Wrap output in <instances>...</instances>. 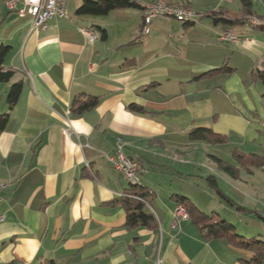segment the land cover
<instances>
[{"label":"crops","instance_id":"1","mask_svg":"<svg viewBox=\"0 0 264 264\" xmlns=\"http://www.w3.org/2000/svg\"><path fill=\"white\" fill-rule=\"evenodd\" d=\"M83 1L67 0L66 16L49 19L44 30L31 29L30 15L8 10L0 1V45L9 47L4 66L14 71L9 81L0 82V114L8 113L0 133V182L8 183L0 192V264H156L158 259L161 264H244L241 259L252 253L224 239L206 240L189 217L179 229L171 223L175 196L201 210L192 193H205L203 185L211 189L205 181L211 173L196 162L200 143L230 145L232 156L264 154V84L253 75L258 59L242 52H256L264 44V21H247L259 19L252 9L255 0L251 13L237 17L224 9L219 18L234 21H213L215 33H237L236 42L219 47L222 53L241 51L242 69L230 58L225 64L222 53L221 61L184 57L195 44L189 37L198 26L191 27L194 22H181L173 35L159 27L180 26L179 21L157 17L141 35L142 8L79 14ZM242 24L262 29V36ZM79 29L93 30L98 38L90 43ZM17 81L22 91L9 109L6 95ZM88 95L99 103L74 113L73 99ZM130 104L146 112H132ZM194 127H208L226 141H191L188 132ZM118 138L138 163L156 229L125 226V210L113 202L130 187L106 159ZM210 155L221 158L208 154L210 161ZM240 167L250 174L264 170ZM173 181L186 183L188 191L173 187ZM244 187L241 194L249 197Z\"/></svg>","mask_w":264,"mask_h":264},{"label":"trees","instance_id":"2","mask_svg":"<svg viewBox=\"0 0 264 264\" xmlns=\"http://www.w3.org/2000/svg\"><path fill=\"white\" fill-rule=\"evenodd\" d=\"M242 11L244 13L250 12L251 0H241ZM127 7H142L138 0H84L78 7L77 13L79 14H93L102 15L117 8ZM213 15L222 14L221 11H212ZM214 21L233 22L225 17H214ZM251 24V22H249ZM184 24H192V22H184ZM264 29V24L260 26ZM102 35L105 36V30L101 29ZM9 51L8 46L0 45V82L9 81L14 75V71L4 66V60ZM229 71L230 69L227 68ZM254 77L264 84V70L257 69L253 72ZM22 81H17L10 86V89L6 96V102L8 108L11 109L18 101L22 91ZM99 103V99L96 96L76 97L72 101L71 110L74 113H81L83 111L94 108ZM132 112L144 114L146 110L137 104H130L127 106ZM8 121V113L0 114V133L4 130ZM188 138L191 141H204L208 143H224L226 141L225 136L215 133L208 127H194L189 130ZM238 164L246 166L252 165L254 167L264 168V154H240L238 152L233 153ZM211 161L216 167L226 172L232 177H236L238 174V168L231 163L222 160L216 156L210 155ZM207 185L215 191V193L223 199L228 205L234 207L238 212H244L251 215L264 223V211H257L249 209L232 199L224 195L217 184V179L214 175L208 174L205 177ZM150 193L143 187V185H133L127 192L123 193L120 197L113 200L114 203H119L125 210V222L124 225L129 228L146 227L150 229L157 228V221L154 214L147 207L149 203ZM177 205H183L188 217L191 221L199 227L203 237L206 240L210 239H224L229 245L248 251L252 253V256L248 259H241L244 264H263L264 263V240L256 237L246 238L236 232L234 225L228 223L225 220H218L216 222H210L212 216L199 210L192 202L182 196H175ZM46 264H61L52 260Z\"/></svg>","mask_w":264,"mask_h":264},{"label":"rangeland","instance_id":"3","mask_svg":"<svg viewBox=\"0 0 264 264\" xmlns=\"http://www.w3.org/2000/svg\"><path fill=\"white\" fill-rule=\"evenodd\" d=\"M167 1H179V0H167ZM186 1V0H185ZM190 8L194 13L200 14V18L197 17L194 21V25L191 27H195V25H198L194 31L189 35L191 37L190 39H193L192 44L187 49H185V55L187 58L193 59L196 63L203 62L208 59L214 58L216 60H223V57L221 56L222 50L219 47L220 45L223 47L225 45H230V42L228 43H220L217 41L218 34L222 33H215L212 31V29L216 26L213 23L214 17H219L218 14L213 15L212 11H221L224 9H228L232 12L234 16H239V13H244L242 11V5L240 3V0H189ZM252 9L258 15L259 21H264V1H254L252 3ZM210 17H206V16ZM237 16V17H238ZM168 19L170 22L176 21L174 18H165ZM261 19V20H260ZM202 20L204 23H202ZM178 22V21H176ZM180 26L177 24H174V27L172 28L169 25V22L162 23L161 27L159 29L166 30L168 33H172L173 35L178 34V30L182 28V23L179 22ZM159 24V23H157ZM208 24L211 28H207ZM222 23H218V27L221 26ZM243 25V24H242ZM241 25V26H242ZM244 26V25H243ZM180 27V28H179ZM245 27V26H244ZM248 26L246 25L245 28ZM179 28V29H178ZM248 30L254 32V36H262L259 35L260 32H262V29H254L252 27H248ZM237 36V33L232 32ZM262 38V37H261ZM264 39V35L263 38ZM173 41H178L176 37L172 39ZM173 44V43H172ZM175 44V43H174ZM243 53H246L249 57H253V59H258L259 66L258 68L261 70H264V44L261 45V47H257L256 52L255 48L252 50H243ZM241 51H235V54H230L229 52L222 53V55H225L227 63L228 59L230 58V63H238V64H246L244 55H239ZM246 56V57H248ZM259 56V57H258ZM247 60V59H246ZM241 61V62H239ZM180 63H185L182 61H179ZM249 64V63H248ZM242 69V65H241ZM7 96V95H6ZM230 145L227 144H220V145H214V144H205L200 143L198 146V152H197V158L196 162L199 161V163H202L200 168L208 173L213 174L216 179L219 187L229 196L231 197L236 203L239 205H242L244 207H248L253 210L257 211H264V170L263 169H257L254 170L253 174L248 173L244 168L240 167V164L237 163L235 156H232L230 154ZM208 154H216L219 155L222 159L225 161L231 163L232 165L240 168V173L238 178H234L227 174L226 172L222 171L218 167L214 165L213 162L208 160L207 155ZM209 166H211V169H207ZM243 166V165H242ZM208 175V174H207ZM238 175V174H237ZM198 185L202 184V180H198ZM173 187H179L180 182L173 181L172 183ZM246 186L248 188V195L249 197H244L240 191L241 189H244ZM184 191H188L189 186L186 183H182L180 186ZM204 188V192L197 191L195 193H192V195L197 199L198 205L200 206V209L204 211L206 214L212 216V219L210 222H216L218 220H225L228 223L232 224L236 228V232L246 238L256 237L264 240V223L260 221L259 219L248 215L244 212H238L234 207H231L228 205L224 200H222L212 189L206 188L205 185L202 186ZM164 192L163 194H165Z\"/></svg>","mask_w":264,"mask_h":264},{"label":"built area","instance_id":"4","mask_svg":"<svg viewBox=\"0 0 264 264\" xmlns=\"http://www.w3.org/2000/svg\"><path fill=\"white\" fill-rule=\"evenodd\" d=\"M8 10L14 11L20 15L28 14L31 16V29L44 30L47 28L48 20L53 17H65L67 0H0ZM141 8L143 11L142 25L140 28L141 35H147L150 32V25L154 18L164 17L171 18V14H180L179 22H194L200 15L194 13L190 8L189 0L167 1V0H150L142 1ZM230 1V0H228ZM264 1V0H255ZM247 21L252 25H259L260 21L255 16H248ZM87 40L92 43L98 35L93 30L79 29ZM218 39L226 42H236L238 37L230 32L224 31L218 35ZM125 142L121 139L116 140V147L112 154L106 155L107 161L124 176L128 181L131 178H140L141 171H134V165H131L122 158V149H125ZM8 183L0 182V192L6 189ZM1 200V197H0ZM188 214L183 205H177L173 212L172 228L179 229L180 222L187 219ZM3 215H0V221ZM156 264H161L158 259Z\"/></svg>","mask_w":264,"mask_h":264},{"label":"bare ground","instance_id":"5","mask_svg":"<svg viewBox=\"0 0 264 264\" xmlns=\"http://www.w3.org/2000/svg\"><path fill=\"white\" fill-rule=\"evenodd\" d=\"M171 18H174L175 20L180 21V14H171ZM122 158H125V161L131 165H134V171H140V168L138 166L137 161L127 156L124 152V149H122ZM140 178H131L128 179L129 184L138 185L140 184Z\"/></svg>","mask_w":264,"mask_h":264}]
</instances>
